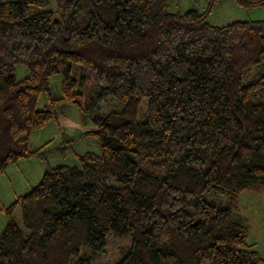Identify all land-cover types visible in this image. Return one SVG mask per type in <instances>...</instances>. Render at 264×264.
I'll list each match as a JSON object with an SVG mask.
<instances>
[{
	"label": "trees",
	"instance_id": "obj_1",
	"mask_svg": "<svg viewBox=\"0 0 264 264\" xmlns=\"http://www.w3.org/2000/svg\"><path fill=\"white\" fill-rule=\"evenodd\" d=\"M51 1L0 0V176L42 156L31 135L60 104L91 125L82 136L99 154L47 170L1 208L0 264H91L80 248L102 253L108 238L130 239L114 264H264L239 218L242 194L264 195V21L212 26L219 0L182 14L173 0Z\"/></svg>",
	"mask_w": 264,
	"mask_h": 264
},
{
	"label": "rangeland",
	"instance_id": "obj_2",
	"mask_svg": "<svg viewBox=\"0 0 264 264\" xmlns=\"http://www.w3.org/2000/svg\"><path fill=\"white\" fill-rule=\"evenodd\" d=\"M207 0H173L169 7V12L184 13L187 10H196L203 12L207 8ZM50 10H55L56 2L52 0ZM79 13H83L79 12ZM264 20V9H242L236 6L232 0H219L212 8L207 18V22L212 26H224L235 21H257ZM257 71L253 68L250 76ZM27 76V69L24 66H15V77L22 80ZM246 82V80L244 81ZM61 76H52L49 80V89L53 99L61 96ZM47 107V97L42 95L38 102V108ZM110 103L103 102L100 106V113H106ZM57 120L48 122L42 129L32 133L30 142L31 148L40 150V157L25 159L17 164L10 166L7 171L0 176V233L6 225L7 218L1 212L2 207H9L19 196L25 195L32 187L37 185L43 174L58 165L76 166L75 155H82L86 152L99 154L98 142L91 137H84L82 133L91 125L83 120L81 113L74 106L60 104L56 106ZM254 195V196H253ZM259 196L251 192L240 196V206L244 209L245 216L253 221L251 228L252 236L259 232V225L264 221L262 218V202ZM251 197V198H250ZM210 203L223 205L226 202L224 195L215 191H210L204 196ZM256 202H255V200ZM258 198V199H256ZM14 220L24 233L28 231L23 227L20 217V209L17 207L13 212ZM262 218V219H261ZM249 231V227H248ZM252 239H249V243ZM130 245V239L106 240L104 252H93L92 250L81 247L79 257L91 258V264H114L127 252ZM261 246V245H260ZM263 247V246H262Z\"/></svg>",
	"mask_w": 264,
	"mask_h": 264
},
{
	"label": "crops",
	"instance_id": "obj_3",
	"mask_svg": "<svg viewBox=\"0 0 264 264\" xmlns=\"http://www.w3.org/2000/svg\"><path fill=\"white\" fill-rule=\"evenodd\" d=\"M257 21H264V20H257ZM258 198H260V201L262 202L261 215H262V218H264V197L259 196ZM258 198H256V199H258ZM254 200H255V198H254ZM255 202H256V200H255ZM239 218L241 221H243V223L247 226V228L249 227V239H252L251 243L254 246V250H256L260 254V256H262L264 258V221L259 225L258 234L256 236H252L251 231L253 229L251 228V226L253 225L254 220L253 219L250 220V218L248 219L245 216L244 209L243 208L241 209V206H240V198H239Z\"/></svg>",
	"mask_w": 264,
	"mask_h": 264
}]
</instances>
